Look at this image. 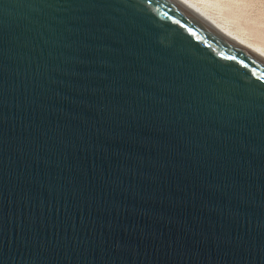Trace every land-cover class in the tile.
I'll list each match as a JSON object with an SVG mask.
<instances>
[{
  "label": "water",
  "instance_id": "obj_1",
  "mask_svg": "<svg viewBox=\"0 0 264 264\" xmlns=\"http://www.w3.org/2000/svg\"><path fill=\"white\" fill-rule=\"evenodd\" d=\"M0 264H264V58L178 0H0Z\"/></svg>",
  "mask_w": 264,
  "mask_h": 264
},
{
  "label": "rangeland",
  "instance_id": "obj_2",
  "mask_svg": "<svg viewBox=\"0 0 264 264\" xmlns=\"http://www.w3.org/2000/svg\"><path fill=\"white\" fill-rule=\"evenodd\" d=\"M193 2L236 38L264 51V0H193Z\"/></svg>",
  "mask_w": 264,
  "mask_h": 264
},
{
  "label": "bare ground",
  "instance_id": "obj_3",
  "mask_svg": "<svg viewBox=\"0 0 264 264\" xmlns=\"http://www.w3.org/2000/svg\"><path fill=\"white\" fill-rule=\"evenodd\" d=\"M181 3H183L185 6L196 12L198 15H200L202 18H204L206 21H208L212 26H214L217 30H219L221 33L229 37L230 39L236 41L237 43L241 44L242 46L248 48L249 50L255 52L256 54L262 56L264 58V51L259 50L257 47H253L249 44H246L245 42L241 41L239 38H236L234 35H232L222 24L217 22L215 19H213L209 14L206 13V11L203 8H199L193 0H178ZM238 37V36H237Z\"/></svg>",
  "mask_w": 264,
  "mask_h": 264
}]
</instances>
